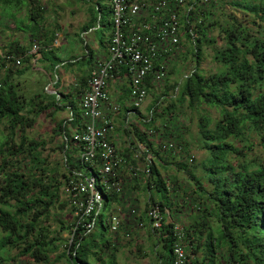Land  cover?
<instances>
[{
  "label": "trees",
  "instance_id": "trees-1",
  "mask_svg": "<svg viewBox=\"0 0 264 264\" xmlns=\"http://www.w3.org/2000/svg\"><path fill=\"white\" fill-rule=\"evenodd\" d=\"M199 1H191L192 9L181 18L182 29L192 42L196 63L194 69L186 75L178 98L173 99L161 112L157 111L156 103L150 108V116H143L138 120L139 124L132 122L120 128V131L129 135V142L122 153L129 163L142 164L143 157L138 156L136 146V142H141L151 149L154 156H159V151L154 148L145 130H158L157 117L172 115L178 104H187L191 109H198L203 104L219 108V119L214 121L203 115L199 121V143L209 154L204 167L212 188H207L201 179L191 174L196 181L197 192L205 202L202 222L196 219L190 227L184 228L186 239L192 247V264H264V154L251 159L245 154L244 146H239L240 143L248 142L249 135L255 132L264 151V31L255 34L233 16L225 23L211 20V0L205 4H199ZM230 3L254 13L264 22L263 0L255 3L236 0ZM40 4L41 0H0L4 20L1 23L5 25L7 19L16 18L17 28L21 29L25 25V30L32 36L41 35L43 45L48 48L56 37L55 32L49 35L43 31L46 16ZM107 9L109 11L108 6ZM23 10L27 15L17 18V13ZM88 10L91 19L82 31H89L104 22L100 2ZM216 28L219 34L213 36L212 31ZM79 38L84 42V56L80 60L73 56L67 65L72 67L80 61L79 66L89 64L91 67L93 49L83 38ZM219 41L220 44L215 45ZM101 44L106 43L102 40ZM205 44L213 45V59L220 65L218 71L208 76L200 68ZM28 50L27 46L16 43V46L11 44L9 50L0 55L1 68L13 62L6 59L5 54L22 56L21 67L12 70V66H9L4 76L0 77V157H3L0 162V264L13 260L14 251H17L16 255L28 256L37 264H54L63 258L69 260L70 264H119L110 224L103 218L104 213L94 216L95 224L90 230L83 223H78L76 217L70 226L61 223L63 230L73 234L70 243L56 235V230L45 225L59 200L60 189L66 186L76 170L85 171L87 165L75 157L77 149L71 141L72 132L64 121L57 124V129L63 134L60 148L64 152V172L59 166L49 165L43 158L39 150L43 142L28 138L26 131L36 121L30 116L32 113L38 116L52 109L51 115H54L70 108L72 127L80 123L76 103L68 96L66 103L61 104L57 93L46 92L43 88L40 92L35 91L33 97L27 100L15 77L31 70L33 56L28 54ZM42 53L43 58L50 62L47 70L53 71L64 62L54 48L42 50ZM73 59L76 61L73 62ZM124 73L123 68L119 75L123 76ZM87 78L88 72L85 71L78 77V95L86 88ZM135 111L140 114L139 109ZM24 152L30 158L25 166H30L27 172H20L18 169L22 168L16 167L8 160V156ZM179 167L185 169L186 164H180ZM150 169L145 187L162 194L158 199L151 194V203L160 204L164 211L172 208L169 184L155 159ZM120 199L122 196L118 194L107 195L105 210ZM148 209L142 221L156 238L155 245L161 243L160 249L156 246L153 248L157 264H174L175 225L164 219L160 229L153 228L147 215ZM209 217L216 219V226L208 222ZM204 230L205 236L202 234ZM63 242L66 249L52 260L51 255L58 251Z\"/></svg>",
  "mask_w": 264,
  "mask_h": 264
},
{
  "label": "rangeland",
  "instance_id": "rangeland-1",
  "mask_svg": "<svg viewBox=\"0 0 264 264\" xmlns=\"http://www.w3.org/2000/svg\"><path fill=\"white\" fill-rule=\"evenodd\" d=\"M191 1L189 6L192 5ZM230 1L236 0H222L219 2L211 0L209 7L212 12L211 20L225 23L233 16L237 18L238 22L251 28L252 32L255 34H260V31H264V22L260 21L254 13L242 10L231 4ZM248 1L255 3L262 0ZM98 2L102 4L104 22L101 27L97 26L95 30L90 29L88 33L84 35L82 31L83 27L91 19L88 9ZM207 2V0H200L199 4H205ZM212 2H215V5H213ZM108 3V0H41L40 6L43 8L44 15L46 16L43 31H47L49 35L55 32V37L59 40L58 45H53L48 48L43 45L41 35L32 36L30 32L28 34L21 32L19 28H17L18 21L16 22V18H9L5 21V25L2 24L4 20L2 17V9L0 8V55L8 51L11 44H15L16 46V43L27 46L29 49H33L34 46L37 45L40 47L39 51L64 46L65 50L69 52L74 43V46L78 47V44H81L83 47L82 44H84V42L79 40V37L83 38L89 45L99 43L102 40L106 42L109 39V28L111 26V17L107 9ZM185 9L187 10V6ZM25 12V10L18 12L17 18H24ZM183 12L185 11L181 10V16H183ZM182 32V53L178 55L169 66L168 77L159 88V91L154 92L155 95H153V93L152 95L149 94L146 102L139 108L140 114L131 115V121L135 124H139L140 121L138 120L150 116V108L156 103L158 106L157 111L161 112L163 108L167 107L173 101V99L178 98L186 75L194 69L196 63L195 56L193 55L192 42L185 31L182 30ZM218 34V28L212 31L213 36H217ZM219 44L220 41L215 45ZM203 52V60L200 64V68L203 73L208 76L210 73L218 71L220 65L213 59V45L205 44L203 46ZM55 53L59 56L62 52L56 49ZM77 53H79L78 50ZM42 62L43 61L39 60L36 64H32L34 61L31 60V70L23 75H16L15 77V79L20 82V86L27 96V100L33 97L34 92L40 85H42L43 89L45 87L47 88L49 84L47 76L39 70V67H46ZM9 66H12V70L17 68V66L11 62L10 64L6 63L5 67L1 68L0 61V77L4 76ZM21 66L22 64H20L19 67ZM67 66L71 67L70 65ZM48 90L51 91L52 89L48 87ZM160 90L162 91L160 92ZM65 103L66 98H61V104ZM51 112L52 109H49L40 113L38 116H36L35 113L30 114V116L36 118V121L31 128L27 129L26 134L31 140L43 142L44 145L39 148L43 158L49 165L59 166L61 171L64 172V152L60 148L63 141V134L57 129V124L67 118L66 116L69 115V111L65 113L59 111L54 115H51ZM203 115H207L215 121L220 117V110L217 107L208 106L206 104H203L198 109H191L187 104L183 106L178 104L176 111L173 112L172 115L164 118L157 117L156 125L159 129L157 130V134L151 137L154 148L159 151V156H154L155 160L159 165L163 177L169 184V196L173 205L169 210L174 217V222L182 228L190 227L196 219L199 221L203 220L202 210L205 207V202L197 192L196 181L191 177V174L201 179L207 188H212L204 167V163L209 154L205 149L200 147L199 143V121L200 117ZM121 132L123 134L122 137L126 138V140H123V143H128L129 135L125 134L123 131ZM15 139L19 142L18 136H16ZM168 141L176 143L177 149L167 152L161 151L159 147L160 143ZM245 144H252V147H247ZM239 146L241 148L244 146L245 154H248L251 159L264 154L263 148L259 144V136L255 132L249 135L248 142L240 143ZM2 158L3 157H0V162ZM29 159L30 158L26 156L25 152L8 156V160L14 163L16 167L20 166L22 168L18 169L20 172L28 171L30 165H25L29 163ZM236 159L233 158L235 163ZM30 164L32 163L30 162ZM180 164H186V168L181 169V167H179ZM121 177L124 182L123 192L120 195L122 199L116 203H112L103 214L104 219H108V217H111L113 214H120L122 216L121 228L116 232H112L115 248L117 250L118 263L157 264L153 248L156 246L157 249H160L161 243L155 245L157 242L156 238L149 233L148 226L142 221V218L147 208L152 204L150 200L151 194L154 195L155 199L161 198L162 194L155 189H146L145 175L139 173L138 176H135L132 169L129 167L121 169ZM63 188L64 187L60 189L59 200L56 203V207L52 210L50 219L45 225L50 226L51 230H56V235H60L66 239V242L70 243V238L73 234L70 233L69 230H63V225L61 223L70 226L72 222L75 221V215L72 206L67 203ZM133 210H135V212H133ZM140 222H144V225L141 226ZM208 222L212 226H216L215 218L209 217ZM202 234L205 236L206 230H204ZM65 249L66 245L65 242H63V244H60L58 251L51 255L52 260ZM16 254L17 251L12 253L14 259L10 260L7 264H37L28 256H19ZM197 256L200 257L201 255L197 254ZM54 264H70V262L63 258L60 261H55Z\"/></svg>",
  "mask_w": 264,
  "mask_h": 264
},
{
  "label": "built area",
  "instance_id": "built-area-1",
  "mask_svg": "<svg viewBox=\"0 0 264 264\" xmlns=\"http://www.w3.org/2000/svg\"><path fill=\"white\" fill-rule=\"evenodd\" d=\"M111 33L103 53L95 56L88 72L87 86L80 94V123L72 133L77 152L75 157L86 164L85 171L76 170L64 187V194L72 206L78 223L88 230L95 224V215L106 210V196L121 195L124 182L121 169L129 167L135 176L148 177L155 159L144 143L136 142L142 164H131L113 139L116 116L126 111L125 126L132 123L131 115L147 100L153 89L159 88L168 77L169 66L183 50V15L192 9L190 0H108ZM187 6V10L185 9ZM56 38L53 45H58ZM35 45L28 54L37 62L42 51ZM15 66L22 64V56L5 54ZM35 62V63H36ZM34 63V64H35ZM125 69L123 77L128 84L125 102L115 101L109 92V83ZM162 90H160L161 92ZM148 137L157 134L146 129ZM160 150L177 149V144L160 143ZM181 149V148H180ZM115 203V202H114ZM135 212V210H133ZM153 228L160 229L167 222L174 223L176 240L173 244L174 264H192V247L186 239L184 228L174 222L169 209L152 203L147 212ZM112 232L119 230L122 216L113 214L106 218ZM140 225H144L140 222Z\"/></svg>",
  "mask_w": 264,
  "mask_h": 264
},
{
  "label": "crops",
  "instance_id": "crops-1",
  "mask_svg": "<svg viewBox=\"0 0 264 264\" xmlns=\"http://www.w3.org/2000/svg\"><path fill=\"white\" fill-rule=\"evenodd\" d=\"M195 1V0H192ZM27 15V13L25 12L24 17ZM27 23H30L27 22ZM101 27V25H96L93 28H91L92 30H95L96 27ZM26 26L24 25L23 28L19 29L21 32H25V33H29L28 31L25 30ZM82 32V31H81ZM80 32V33H81ZM84 35L86 33H88V31H83ZM110 33H111V26L109 28V37H110ZM79 35V34H78ZM23 38V37H22ZM80 40V38H79ZM109 40V39H108ZM107 40V41H108ZM107 41L105 43H107ZM17 42V41H16ZM88 43V42H85ZM89 44V43H88ZM75 45V43H74ZM72 45V48L69 52H67L64 48V46H58L57 48H54V51L57 49L58 51H61V55L59 54V57L61 59L64 60V62L58 64L56 66V68L52 71L47 70V66L50 65L49 61H46L43 58V53H41V57L38 58L37 62L39 60L43 61L42 63H44L46 65V67H39V70L42 71L48 78L49 80V84L47 85V88L45 87L46 92H54L58 94L59 98H63L66 96H68V98L70 100H72L73 102L76 103V106L79 110L80 113V94H77V79L78 77L82 74L83 71L85 72H89L90 68L88 65L85 66H79L81 63L80 61L78 63H76L74 66L72 67H68L67 60H70L73 56L78 57V59H82L84 56V52H85V48H84V44L83 47L81 46V44H78L77 46ZM91 47V49H93V53H94V57L98 56L99 54L103 53L106 49V44L102 45L101 42L99 43H93L92 45H89ZM29 49V48H28ZM77 50L79 51V53H77ZM29 52L31 51V48L28 50ZM58 55V54H57ZM34 63L36 62L35 60H33ZM73 62L76 61V59L72 60ZM36 62V63H37ZM32 63V64H34ZM35 63V64H36ZM86 62L84 61V64ZM92 65V64H91ZM36 66V65H35ZM32 68V67H31ZM83 70V71H82ZM76 73V74H75ZM48 87L50 89H52L51 91L48 90ZM109 92L112 96V98L117 101V102H125L126 99L128 98V84H127V80L125 77L123 76H117L115 79H113L112 81H110L109 83ZM36 91H42V85H40V87L36 90ZM154 92H158V90L153 89L150 93V95H155ZM69 111V115H67L64 121V124H68V126L70 127L72 133L75 130L76 127H72V124L70 123V119H71V110L70 108H67L66 110L62 111V112H66ZM126 111L122 110L115 118V123H116V131L113 134V139L114 141L117 143V145L119 146V148L122 150L124 147H126L127 143H123V140H126L125 137H122V132L120 131V128L125 125V119H126ZM124 123V124H123ZM122 143V144H121ZM173 217V216H172ZM174 219V217H173Z\"/></svg>",
  "mask_w": 264,
  "mask_h": 264
}]
</instances>
